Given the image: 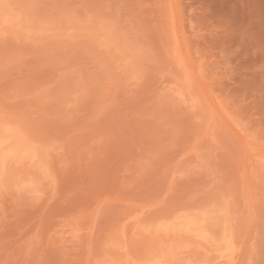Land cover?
<instances>
[{"label":"rangeland","instance_id":"1","mask_svg":"<svg viewBox=\"0 0 264 264\" xmlns=\"http://www.w3.org/2000/svg\"><path fill=\"white\" fill-rule=\"evenodd\" d=\"M0 132V264H264V0H0Z\"/></svg>","mask_w":264,"mask_h":264},{"label":"bare ground","instance_id":"2","mask_svg":"<svg viewBox=\"0 0 264 264\" xmlns=\"http://www.w3.org/2000/svg\"><path fill=\"white\" fill-rule=\"evenodd\" d=\"M9 139H11V138H9ZM9 139L6 138V135L3 132H0V156H1V154L3 156V158L1 156L0 159L2 160V163H4V161H5V164H9L11 162L13 164L15 162L17 163V161H11L16 157L19 158L18 163L20 161H24V160H26L32 164L37 163L40 152L37 150L36 147H34V146L24 147V145L21 141H17V140L12 141L13 139L12 140H9ZM10 151H11V153H10ZM10 158H12V159H10ZM178 218L176 217V221ZM181 218H183V217H181ZM186 218L187 217H185V219ZM183 219H182V222H180V221L175 222L173 219V221L175 222L174 224L179 226V228H178L179 231L184 232V234H185V232L188 234H192L193 236H195L196 238L199 239L198 241L202 240L206 243V241L208 240V242H209V239H211V235L209 234V232L211 230L212 225H206L205 223H203V222H206V221H203V222L201 221L203 219V217L201 219H199V221H192V220H196L194 218L192 220H189V219H191V217H189V219L187 218V220H185V221H183ZM204 220H206V218ZM175 225H173V226H175ZM182 236H183V234H182ZM189 246L190 245H187L186 247H189Z\"/></svg>","mask_w":264,"mask_h":264}]
</instances>
